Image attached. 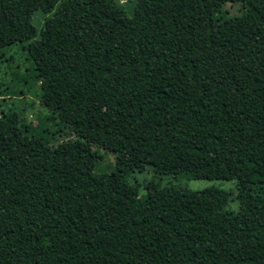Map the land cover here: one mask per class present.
<instances>
[{"label": "trees", "instance_id": "1", "mask_svg": "<svg viewBox=\"0 0 264 264\" xmlns=\"http://www.w3.org/2000/svg\"><path fill=\"white\" fill-rule=\"evenodd\" d=\"M18 44L17 82L48 115L0 110V264H264V0H137L131 16L116 0H0V50ZM224 49L230 93L199 66ZM83 142L115 168L97 172ZM134 163L234 182L239 209L214 187L140 196Z\"/></svg>", "mask_w": 264, "mask_h": 264}, {"label": "rangeland", "instance_id": "2", "mask_svg": "<svg viewBox=\"0 0 264 264\" xmlns=\"http://www.w3.org/2000/svg\"><path fill=\"white\" fill-rule=\"evenodd\" d=\"M122 5L128 14L134 11L137 0H116ZM243 11L240 3H227L222 8V16L226 18L239 16ZM39 11H36L31 19L32 25L39 31L44 22V18ZM25 44H18L7 49L0 50V110L9 111L15 109L16 112H22L24 117L32 125H37L39 120L48 115L47 110L40 104L38 98L31 93L24 90L23 85L17 82L15 73L17 75L25 76L29 63L26 61V54H24L23 47ZM234 53L231 50H214L206 52L205 55L200 56L199 66L214 85H220L223 90L230 93L234 90L232 73L235 69ZM51 77L38 82V86H33L32 89L47 84ZM69 137V134H67ZM84 143V142H83ZM87 153L95 157L94 168L97 172H110L115 168L117 161V153L96 148L84 143ZM98 155V156H97ZM178 161L167 164H158L155 168L157 170H173L178 167ZM130 169H126L129 182L135 183L139 186L140 196L146 194L145 185L151 182H156L160 186H173L177 188H185L191 191H200L208 188H217L228 193V202L225 207L227 211L237 212L239 209L236 199V188L234 182L224 181H208V180H194L185 177H174V175L158 174L157 170L151 166L142 167L134 163Z\"/></svg>", "mask_w": 264, "mask_h": 264}]
</instances>
